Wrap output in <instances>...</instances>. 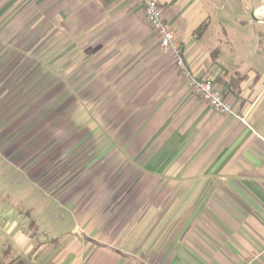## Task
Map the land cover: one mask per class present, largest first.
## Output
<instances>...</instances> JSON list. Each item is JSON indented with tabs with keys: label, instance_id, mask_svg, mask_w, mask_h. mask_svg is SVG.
<instances>
[{
	"label": "crops",
	"instance_id": "crops-1",
	"mask_svg": "<svg viewBox=\"0 0 264 264\" xmlns=\"http://www.w3.org/2000/svg\"><path fill=\"white\" fill-rule=\"evenodd\" d=\"M160 2L230 114L132 2L0 0V263L264 264V19Z\"/></svg>",
	"mask_w": 264,
	"mask_h": 264
},
{
	"label": "built area",
	"instance_id": "built-area-1",
	"mask_svg": "<svg viewBox=\"0 0 264 264\" xmlns=\"http://www.w3.org/2000/svg\"><path fill=\"white\" fill-rule=\"evenodd\" d=\"M140 6L147 23L159 39V45L164 53L172 52L177 70L189 81L193 93L200 97L216 112L226 115L232 112L228 100L214 84V78L207 74L204 78L194 77L188 68L184 50L177 42L172 25L165 20L164 8L160 0H126ZM0 132V143H1ZM237 264H254V260H246Z\"/></svg>",
	"mask_w": 264,
	"mask_h": 264
},
{
	"label": "rangeland",
	"instance_id": "rangeland-1",
	"mask_svg": "<svg viewBox=\"0 0 264 264\" xmlns=\"http://www.w3.org/2000/svg\"><path fill=\"white\" fill-rule=\"evenodd\" d=\"M228 2H229L230 7H231V9L233 11V14L237 15V16L238 15L241 16V14H242L241 10H243V9L241 8L239 0H228ZM244 2L247 4V6L251 7L253 11L256 8L259 9L261 7H264V3H263L262 0H260V1L259 0H244ZM243 12H244V14H247L248 16L250 15L249 11L248 12L243 11ZM259 18H263L264 19V17H259ZM253 20H257V19H255L253 17ZM263 22H264V20H263ZM260 29H263V31H264V26L260 27ZM217 31L220 32L219 29ZM226 31L228 32V36H226L227 40L228 39L235 40L236 43L242 45L243 49L245 48V50H246V51L245 50L243 51L245 54H248V53L252 52V49H250V48L248 49V46H249V43H250L249 36L250 35H254L255 33H257L259 31V28H255L254 26L241 28L238 25H236V26H228ZM242 39H244V40L242 41ZM1 250H2V246L0 245V251ZM0 264H2V263H0Z\"/></svg>",
	"mask_w": 264,
	"mask_h": 264
},
{
	"label": "trees",
	"instance_id": "trees-1",
	"mask_svg": "<svg viewBox=\"0 0 264 264\" xmlns=\"http://www.w3.org/2000/svg\"><path fill=\"white\" fill-rule=\"evenodd\" d=\"M206 27H207V25H206V24H203L202 26H200V27L198 28V30L196 31V35H197L198 38L201 37V36L203 35V33H204L205 30H206ZM212 57H213V61H212V63L215 64V65H218V62H217V58H218V50L214 51V54H213ZM222 72H223V71H222ZM217 82H218V80H214V84H215V85L217 84ZM223 95L225 96L224 93H223Z\"/></svg>",
	"mask_w": 264,
	"mask_h": 264
},
{
	"label": "bare ground",
	"instance_id": "bare-ground-1",
	"mask_svg": "<svg viewBox=\"0 0 264 264\" xmlns=\"http://www.w3.org/2000/svg\"><path fill=\"white\" fill-rule=\"evenodd\" d=\"M255 14L257 17H264V7L257 9Z\"/></svg>",
	"mask_w": 264,
	"mask_h": 264
},
{
	"label": "water",
	"instance_id": "water-1",
	"mask_svg": "<svg viewBox=\"0 0 264 264\" xmlns=\"http://www.w3.org/2000/svg\"><path fill=\"white\" fill-rule=\"evenodd\" d=\"M264 1V0H263Z\"/></svg>",
	"mask_w": 264,
	"mask_h": 264
}]
</instances>
